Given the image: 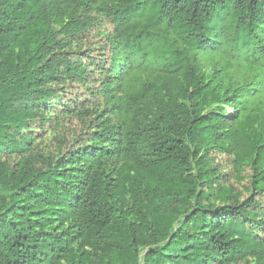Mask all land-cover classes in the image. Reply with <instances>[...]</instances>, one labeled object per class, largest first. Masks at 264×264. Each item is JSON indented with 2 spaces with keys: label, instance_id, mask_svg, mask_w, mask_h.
<instances>
[{
  "label": "trees",
  "instance_id": "trees-1",
  "mask_svg": "<svg viewBox=\"0 0 264 264\" xmlns=\"http://www.w3.org/2000/svg\"><path fill=\"white\" fill-rule=\"evenodd\" d=\"M0 264H264V0H0Z\"/></svg>",
  "mask_w": 264,
  "mask_h": 264
},
{
  "label": "rangeland",
  "instance_id": "rangeland-1",
  "mask_svg": "<svg viewBox=\"0 0 264 264\" xmlns=\"http://www.w3.org/2000/svg\"><path fill=\"white\" fill-rule=\"evenodd\" d=\"M106 30H107V29L101 30V31L98 33V35L102 36ZM232 38H233V29L231 30V32H230V36H229L228 39H227L228 42H229V44H230V46H231V39H232ZM144 254H145V253H143L142 257L144 256Z\"/></svg>",
  "mask_w": 264,
  "mask_h": 264
}]
</instances>
